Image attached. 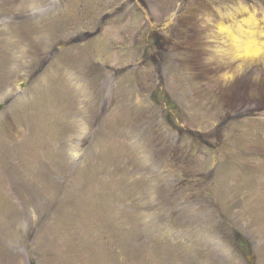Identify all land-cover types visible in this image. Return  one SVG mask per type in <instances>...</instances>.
<instances>
[{"label":"rangeland","instance_id":"rangeland-1","mask_svg":"<svg viewBox=\"0 0 264 264\" xmlns=\"http://www.w3.org/2000/svg\"><path fill=\"white\" fill-rule=\"evenodd\" d=\"M0 106V264H264V0H0Z\"/></svg>","mask_w":264,"mask_h":264},{"label":"bare ground","instance_id":"bare-ground-1","mask_svg":"<svg viewBox=\"0 0 264 264\" xmlns=\"http://www.w3.org/2000/svg\"><path fill=\"white\" fill-rule=\"evenodd\" d=\"M257 46L254 44L252 47L245 44L244 47H239L238 51L236 53H243L245 55L255 54L257 52Z\"/></svg>","mask_w":264,"mask_h":264},{"label":"trees","instance_id":"trees-1","mask_svg":"<svg viewBox=\"0 0 264 264\" xmlns=\"http://www.w3.org/2000/svg\"><path fill=\"white\" fill-rule=\"evenodd\" d=\"M240 241H243V240H240ZM244 242V241H243Z\"/></svg>","mask_w":264,"mask_h":264}]
</instances>
